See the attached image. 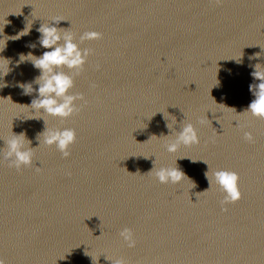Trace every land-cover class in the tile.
Listing matches in <instances>:
<instances>
[{
	"label": "water",
	"instance_id": "95a60500",
	"mask_svg": "<svg viewBox=\"0 0 264 264\" xmlns=\"http://www.w3.org/2000/svg\"><path fill=\"white\" fill-rule=\"evenodd\" d=\"M44 23L70 29L77 44L86 31L103 33L79 45L93 50L72 89L87 105L64 121L30 108L41 73L27 56L50 51L38 43ZM256 64L264 66V0H0V149L21 133L34 149L20 171L0 156V258L264 264V120L243 113L249 85L260 82ZM183 121L200 143L169 153ZM46 127L75 129L69 158L37 139ZM176 166L188 179H156ZM217 170L239 174L242 199L226 213ZM207 171L213 182L202 193Z\"/></svg>",
	"mask_w": 264,
	"mask_h": 264
},
{
	"label": "clouds",
	"instance_id": "9594fccd",
	"mask_svg": "<svg viewBox=\"0 0 264 264\" xmlns=\"http://www.w3.org/2000/svg\"><path fill=\"white\" fill-rule=\"evenodd\" d=\"M213 2L217 6L223 4V0H213ZM61 21L64 20L60 18L52 19V22L56 25ZM38 32L41 34L38 41L39 45L44 49H50V51L43 52L39 58L31 53L27 56L32 58L30 61L41 73L34 80V83L39 85L38 98L32 100L30 108L40 113L43 110V116L47 115L64 121L78 114L87 105L84 95L78 92L73 93L72 89L75 86V78L83 73L88 58L93 54V50L89 48L81 49L79 45L85 41L101 40L103 39V33L86 31L79 37V44H77L74 42L75 36L70 29L58 28L44 23L40 26ZM20 36L23 35L20 33L19 36L11 37L10 39H19ZM30 47L35 48L36 44L30 45ZM256 55L259 56V54ZM22 58H25V56L21 55L20 57V60L24 61ZM100 68L101 66L97 64L96 70L99 71ZM251 75L254 80L260 82L249 85V91L253 94L254 99L243 113H250L253 117L264 120V66L256 64ZM26 86L33 91L31 84ZM90 86L96 87L95 83ZM25 94H27L26 91ZM77 102L82 103L78 106ZM200 123H203V121H200ZM167 127L169 128V125ZM41 136H43V144L49 147L54 145L63 158L67 159L71 156L69 149L76 142L75 129L67 127L49 129L46 127L42 135H38L37 139L39 141ZM244 139L250 143L254 141L252 134L249 132L244 133ZM25 140L24 133L19 135L12 134V137L5 141L6 146L0 149V156L7 161L9 168H15L20 171L23 167L32 166L34 149L29 146L25 148ZM199 143L200 140L195 126L190 122L185 123L183 121L181 130L176 132L174 140L165 144V148L169 153H176L181 146L191 147ZM39 170V167H37V171ZM153 171L154 169L149 173ZM209 171L205 173V176L208 179L210 188L202 193L211 189L214 179L224 194L220 204L221 210L226 213L229 210L228 205L235 204L242 199V193L238 187L239 174L229 170H217L212 173L213 179H210ZM155 177L161 184H176L187 178L177 166L161 167L155 170ZM119 235L129 248L136 246L134 233L131 229L124 228ZM0 264H6V260L0 258ZM112 264H127V262L123 258H118L112 260Z\"/></svg>",
	"mask_w": 264,
	"mask_h": 264
}]
</instances>
